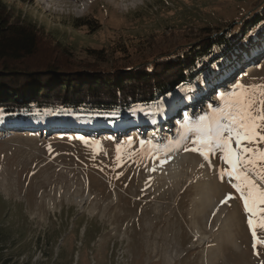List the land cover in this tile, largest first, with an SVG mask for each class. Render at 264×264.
<instances>
[{"label": "rangeland", "instance_id": "rangeland-1", "mask_svg": "<svg viewBox=\"0 0 264 264\" xmlns=\"http://www.w3.org/2000/svg\"><path fill=\"white\" fill-rule=\"evenodd\" d=\"M0 2L16 19L34 23L45 36L83 59L95 58L99 49L112 60L150 64L161 55L168 57L188 47L194 50L209 34L229 39L227 44L212 41L211 53L202 59L195 53V73L185 72V87L162 95L153 110L138 106L134 109L145 112L133 116L105 112L110 116L94 119L85 115L91 120L83 116L78 123L64 116H75L71 112L40 109L35 121L13 125L2 118L0 258L14 264L264 262V246L252 247L248 214L239 194L227 177L220 179V170L227 165L219 151L206 167L208 174L216 175L212 180L215 201L228 193L234 199L219 208L221 219L217 220L210 206L203 209L195 203L200 189L197 181L204 176L201 166L192 170L185 162L177 182L157 179L152 170L157 166L156 155L151 146L142 149L140 145L141 140L159 147L171 145L182 131L183 108L177 115L172 113L168 127L158 128L153 121L163 118L174 103L193 102L204 88L208 93H201L195 116H211L223 106L220 94L229 93L237 82L264 85V24L251 32L239 30L263 8L264 0ZM79 9L83 12L78 13ZM228 50L231 57L223 62L222 54ZM136 117H143L145 123L134 124ZM80 136L88 144L77 139ZM222 220H227L224 226ZM196 224L204 240L194 235ZM258 234L264 237V230L258 229Z\"/></svg>", "mask_w": 264, "mask_h": 264}, {"label": "trees", "instance_id": "trees-1", "mask_svg": "<svg viewBox=\"0 0 264 264\" xmlns=\"http://www.w3.org/2000/svg\"><path fill=\"white\" fill-rule=\"evenodd\" d=\"M12 12L0 2V107L5 110L65 107L110 115L138 106L153 110L162 95L185 87V72L195 73V53L202 59L211 53L212 41L229 43L225 34L224 39L209 34L194 50L188 47L141 65L109 59L99 49L95 58L83 59ZM263 22L264 5L239 30L251 32ZM0 264L14 263L0 258Z\"/></svg>", "mask_w": 264, "mask_h": 264}, {"label": "snow or ice", "instance_id": "snow-or-ice-1", "mask_svg": "<svg viewBox=\"0 0 264 264\" xmlns=\"http://www.w3.org/2000/svg\"><path fill=\"white\" fill-rule=\"evenodd\" d=\"M223 107L214 109L212 115H202L197 121L184 116L181 128L185 139L189 143L184 145L185 152L196 153L211 166L210 157L220 152L226 168L220 170V179L228 178L235 193L243 202L244 211L248 214L247 223L251 231L253 249L264 246V237L258 234L264 230V85H245L237 82L229 93L219 96ZM211 107V106H210ZM192 133L193 137L187 134ZM88 144V140L77 137ZM132 138L127 140L132 144ZM97 147L99 142H95ZM151 146L160 165L171 159L170 152L173 146L161 149L152 145V141L141 140L143 149L145 145ZM51 150V146H49ZM120 146H117V160H120ZM163 152V155H159ZM204 165L202 164L201 167ZM155 171V167L152 169ZM254 174V176H253ZM234 181V182H233ZM234 199L228 193L220 200L226 205ZM218 210V209H217ZM215 215V212L213 213ZM259 255V252L256 253ZM264 264V262H262Z\"/></svg>", "mask_w": 264, "mask_h": 264}, {"label": "bare ground", "instance_id": "bare-ground-1", "mask_svg": "<svg viewBox=\"0 0 264 264\" xmlns=\"http://www.w3.org/2000/svg\"><path fill=\"white\" fill-rule=\"evenodd\" d=\"M77 12L81 13V12H83V9L82 10L79 9ZM203 91L207 92L208 89L204 88V90H202V92ZM201 93L198 97L192 98L193 102H188V101L182 100V102L174 103L173 107H171L168 110V112L165 113L163 118L159 117L158 121L154 120L153 123L158 128L168 127L172 122V117H171L172 113H175V115H177V113L182 108H184L185 106H188V108L191 110V113L189 114L188 117H190L192 121H197L200 116L199 115L195 116V108H196L195 104L199 101L201 95H203ZM221 107H223V106H220V108ZM137 112H145V111L143 109H133V110H131L129 116H133ZM186 112L188 113L189 111H186ZM38 113L40 114L41 112H38ZM71 113L75 114V116H72V115H64V116L74 119L77 123H78V118H82L83 116L87 115V114H79V113H74V112H71ZM16 116H17V114L14 112L0 111V120L2 118H5L8 121V120L13 119ZM54 116L59 117L62 115H54ZM142 118L143 117H136L135 121L137 123L135 122L134 124L139 125V124L145 123V121ZM45 121H46V117L44 119H42V122H45ZM89 125H92V124H89ZM93 126H97V124L93 125ZM92 130H94V129H92ZM90 131H91V129H89V132ZM184 135L185 134L182 130L181 134H179L177 137L174 138V142L171 144V146H173L172 151L170 152L171 159H169V161L167 163H165L161 166L159 159H157L158 162H157V166H156V170H155L156 178L157 179H164L166 182L167 181L177 182L181 178L180 174H182V171L185 167V162H188V164L192 165V170H195L196 166H201L203 164L204 166L202 168L204 169V176L201 179L199 178V180L197 181L198 184L200 185V189H199V194L196 197L197 201L195 203L197 205H200L203 209L205 207L210 206L209 208H211V211L215 212V218L217 220H219V218L221 216L219 208L222 207V205L219 202L216 203V201H215V196H216L217 191L214 193V190H216V189H213L215 183L214 184L212 183V180H215L216 175L214 174L211 176V174H208L209 172L207 171V168H206L208 162H205L203 160V158L200 157L198 154L181 151L183 149V147H182L183 143L187 140V139L183 138ZM187 135L190 136L191 134L188 133ZM165 147H167V146H162L160 148L163 149ZM159 155H163V152H161ZM253 176H254V174H253ZM261 183H264V182H261ZM50 204H52L51 206L54 207L53 203H50ZM196 204H195V206H197ZM226 206H227V204H226ZM222 221H223V225L222 224L221 225L224 226V223H226L227 220L226 221L222 220ZM200 231L201 230L199 229L198 225L196 224L194 235L197 236V238L199 240H204V237L202 236Z\"/></svg>", "mask_w": 264, "mask_h": 264}]
</instances>
